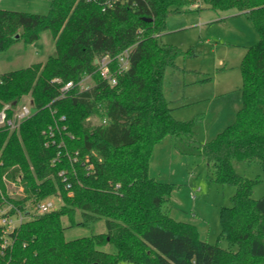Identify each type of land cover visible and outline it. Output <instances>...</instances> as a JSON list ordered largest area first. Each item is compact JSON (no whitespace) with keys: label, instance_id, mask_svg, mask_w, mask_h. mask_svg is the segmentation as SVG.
I'll list each match as a JSON object with an SVG mask.
<instances>
[{"label":"trees","instance_id":"1","mask_svg":"<svg viewBox=\"0 0 264 264\" xmlns=\"http://www.w3.org/2000/svg\"><path fill=\"white\" fill-rule=\"evenodd\" d=\"M195 1L53 0L46 15L0 9V53L19 41L34 44L47 30L56 47L45 63L0 76V111L26 98L34 108L18 131L0 129V202L26 210L51 196L61 201L46 214L26 210L27 220L7 235L0 227V264H264V195L255 199L256 181L237 171L243 163L264 171V0H202L236 10L259 34L242 61L235 121L197 147L209 181L236 188L233 205L221 210V237L231 247L204 241L194 224L173 218L176 185L150 173L154 147L166 137L197 142L196 120H177L165 97L179 51L159 41L168 19ZM127 49L130 69L111 86L94 60ZM12 185L22 191L12 194ZM65 217L71 226L104 220L107 231L67 240ZM5 239L11 244L2 249Z\"/></svg>","mask_w":264,"mask_h":264},{"label":"rangeland","instance_id":"2","mask_svg":"<svg viewBox=\"0 0 264 264\" xmlns=\"http://www.w3.org/2000/svg\"><path fill=\"white\" fill-rule=\"evenodd\" d=\"M52 1L0 0V9L46 15ZM189 8L192 11L168 19L166 31L159 41L179 51L175 60L177 68L169 69L165 78V97L175 108L173 115L177 120H196L197 142L192 144L166 137L154 147L150 173L161 182L176 185L172 197L173 218L194 224L204 241L230 248L227 238L221 237V210L233 205L236 188L209 181L207 160L197 147L216 138L235 121L242 108V61L247 49L258 43L259 34L254 24L234 9L216 11L206 7L202 0L195 1ZM55 55L53 33L44 31L34 44L19 41L0 53V76L35 63H45ZM27 101L30 98L24 99L23 103ZM237 171L256 181L254 198H261L264 195V171L260 164L243 163ZM21 191L14 185L10 189L14 195ZM49 198L56 201L58 208L61 206L59 197ZM26 210L37 213L30 204ZM80 221L81 214L76 212L75 222ZM63 224L67 240L107 231L104 220L89 226H71L65 217ZM101 249L110 248L104 246Z\"/></svg>","mask_w":264,"mask_h":264},{"label":"built area","instance_id":"3","mask_svg":"<svg viewBox=\"0 0 264 264\" xmlns=\"http://www.w3.org/2000/svg\"><path fill=\"white\" fill-rule=\"evenodd\" d=\"M112 1L114 0H108L110 6ZM130 52L131 50L127 49L115 57L105 55L94 60L97 72L111 86L118 83L117 77L119 75L124 74L130 69ZM91 82V75L86 76L81 82L82 89H88ZM72 87L73 83L70 82L64 87V90ZM33 114L34 108L30 101L21 103L17 105L16 108H13L10 105L6 106L0 111V129L5 128L13 132L18 131L21 124L30 119ZM103 123L106 124L107 121L104 120ZM57 209L58 205L56 204V201L50 198L40 201L36 206V212L38 214H46ZM28 216V211L15 208L7 202L4 204H1L0 202V227L3 228L5 235L13 232L16 228L21 226V224L27 220ZM10 244L11 242L9 239H5L2 242L1 247L2 249H6Z\"/></svg>","mask_w":264,"mask_h":264},{"label":"water","instance_id":"4","mask_svg":"<svg viewBox=\"0 0 264 264\" xmlns=\"http://www.w3.org/2000/svg\"><path fill=\"white\" fill-rule=\"evenodd\" d=\"M146 21H151V20H146ZM16 105V104H15Z\"/></svg>","mask_w":264,"mask_h":264},{"label":"crops","instance_id":"5","mask_svg":"<svg viewBox=\"0 0 264 264\" xmlns=\"http://www.w3.org/2000/svg\"><path fill=\"white\" fill-rule=\"evenodd\" d=\"M238 15H240V14H238Z\"/></svg>","mask_w":264,"mask_h":264}]
</instances>
